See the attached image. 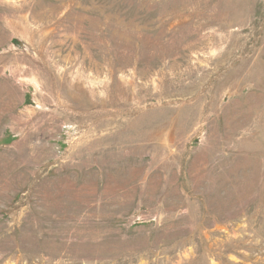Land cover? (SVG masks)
<instances>
[{
	"label": "rangeland",
	"instance_id": "obj_1",
	"mask_svg": "<svg viewBox=\"0 0 264 264\" xmlns=\"http://www.w3.org/2000/svg\"><path fill=\"white\" fill-rule=\"evenodd\" d=\"M0 264H264V0H0Z\"/></svg>",
	"mask_w": 264,
	"mask_h": 264
}]
</instances>
